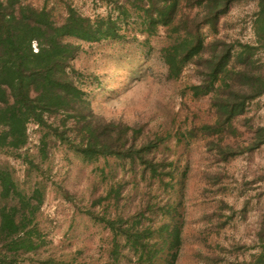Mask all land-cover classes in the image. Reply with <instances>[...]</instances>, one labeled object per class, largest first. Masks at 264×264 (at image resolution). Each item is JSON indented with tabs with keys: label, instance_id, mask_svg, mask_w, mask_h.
I'll return each instance as SVG.
<instances>
[{
	"label": "rangeland",
	"instance_id": "rangeland-1",
	"mask_svg": "<svg viewBox=\"0 0 264 264\" xmlns=\"http://www.w3.org/2000/svg\"><path fill=\"white\" fill-rule=\"evenodd\" d=\"M22 1L48 8L61 22L68 5L92 18L116 17V4L123 0ZM258 9L257 0L234 2L220 17L217 32L203 29L206 41L220 37L256 44ZM120 24L116 38L87 42L65 37L80 44L71 64L97 115L142 127L140 143L162 138L157 157L166 164L163 180L153 178L141 164L116 156L85 159L52 133L44 144L48 127L30 122L24 147L0 149V165L10 167L20 190L31 194L40 188L44 193L37 220L46 244L17 264H43L40 260L49 257L105 264L114 235L100 217L128 218L141 212L145 215L140 226L156 228L172 220L181 226L175 264H250L261 251L264 144L222 159L216 147L222 140L200 130L215 115L210 95L194 96L189 87L198 81L194 65L178 78H168L162 58V49L170 42L166 31H145L137 16ZM258 56L264 60L262 53ZM63 118L49 122L60 125V130L74 128L72 120L64 124ZM234 124L236 133L225 139L246 141L253 128L264 126V94L249 102ZM123 254V262L128 261L130 256Z\"/></svg>",
	"mask_w": 264,
	"mask_h": 264
},
{
	"label": "trees",
	"instance_id": "trees-1",
	"mask_svg": "<svg viewBox=\"0 0 264 264\" xmlns=\"http://www.w3.org/2000/svg\"><path fill=\"white\" fill-rule=\"evenodd\" d=\"M236 1L123 0L116 4V17L108 14L94 18L68 5L63 20L57 22L46 7L0 0V149L24 147L29 138L28 124L36 122L49 129L44 141L52 133L85 159L116 156L141 164L153 178L163 180L166 164L157 157L162 138L140 143L142 127L107 120L94 112L71 64L80 44L65 40L116 38L120 36V21L131 16L140 18L149 33L159 28L166 31L170 42L163 47L162 58L168 78L176 79L188 65H194L198 81L189 87L194 96L210 95L215 115L214 121L202 124L200 130L222 140L216 146L222 159L260 147L264 144V126L253 128L246 141L224 136L236 133L235 118L245 113L249 102L264 94V60L258 56H264V0H257L256 44L220 37L206 41L203 32L206 27L217 32L220 17ZM59 115H63L64 124L72 120L74 128L66 131L60 130V125L53 126L49 120ZM43 201L40 188L24 193L10 167L0 165V264H17L27 253L37 252L46 244L37 220ZM144 215L100 217L114 235L105 264H175L181 226L174 220L156 228L140 226ZM118 238L123 239L122 244ZM258 240L261 251L250 264H264V222ZM122 251L130 256L128 261L121 259ZM40 261L73 264L52 257Z\"/></svg>",
	"mask_w": 264,
	"mask_h": 264
},
{
	"label": "built area",
	"instance_id": "built-area-1",
	"mask_svg": "<svg viewBox=\"0 0 264 264\" xmlns=\"http://www.w3.org/2000/svg\"><path fill=\"white\" fill-rule=\"evenodd\" d=\"M33 47H34L35 50H37V45H36V43L33 44Z\"/></svg>",
	"mask_w": 264,
	"mask_h": 264
}]
</instances>
